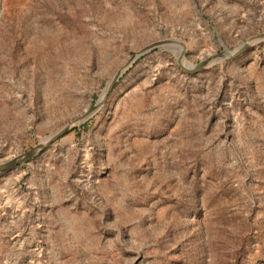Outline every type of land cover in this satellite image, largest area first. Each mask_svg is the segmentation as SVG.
<instances>
[{
  "label": "rangeland",
  "instance_id": "obj_1",
  "mask_svg": "<svg viewBox=\"0 0 264 264\" xmlns=\"http://www.w3.org/2000/svg\"><path fill=\"white\" fill-rule=\"evenodd\" d=\"M260 33L264 0H0V163L181 43L0 172V264H264V40L219 60Z\"/></svg>",
  "mask_w": 264,
  "mask_h": 264
},
{
  "label": "water",
  "instance_id": "obj_2",
  "mask_svg": "<svg viewBox=\"0 0 264 264\" xmlns=\"http://www.w3.org/2000/svg\"><path fill=\"white\" fill-rule=\"evenodd\" d=\"M264 40V33H260L249 40H247L245 43L241 44L236 50L233 52H228L227 50H224V52L219 56V60L223 61L229 58H233L240 53H242L244 50L247 49L249 43L255 42V41H261ZM181 44L178 40H168V41H160V42H155L151 43L147 46L142 47L139 51H137L134 55H132L128 60L124 63L120 69L113 75L112 79L110 80L109 84L107 85L105 91L103 92L102 96L97 100V102L89 109H87L80 117L74 119L72 123L69 125L65 126L63 129L57 131L56 133L52 134L48 138L44 139L42 144L37 145L30 151H28L26 154L16 158V159H11V160H6L2 163H0V172L3 171H9L11 169H14L17 166H21L23 164H26L30 162L42 149L45 147L49 146L53 142L57 141L59 138L63 137L66 133H68L73 127L77 125H81L87 118H89L91 115L96 113L104 104L106 98L112 91L115 83L117 80L120 78L122 74L125 73V71L128 70V68L140 57L145 55L146 53L155 50V49H160L162 48L163 45L165 44ZM222 45V43H221ZM177 63L179 66L185 71V72H192L191 69H187L184 67L181 63V57L177 59ZM206 62H202L194 67V69L197 71L201 69Z\"/></svg>",
  "mask_w": 264,
  "mask_h": 264
}]
</instances>
